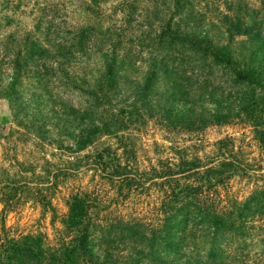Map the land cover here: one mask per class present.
Here are the masks:
<instances>
[{"label": "trees", "instance_id": "obj_1", "mask_svg": "<svg viewBox=\"0 0 264 264\" xmlns=\"http://www.w3.org/2000/svg\"><path fill=\"white\" fill-rule=\"evenodd\" d=\"M24 1L0 0V100L42 142L75 157L58 168L43 162L38 172L14 160L6 179L0 173L7 206L0 264H216L225 246L243 248L254 219H264V173L243 200L230 196L229 182L248 177L249 164L229 139L217 142L215 164L180 155L140 170L124 133L148 119L188 132L236 121L264 149V0L245 17L221 22L206 20L189 0H168L167 20L140 25L133 37L138 29L127 9L135 0L119 9L122 23L103 32L69 23L71 0L40 6L33 29L20 32L13 23ZM98 3H82V11L92 15ZM51 10L64 13L57 23L47 20ZM103 135L118 138L121 155L103 148L79 156ZM89 171L93 187L73 184L58 215L59 182ZM27 201L58 219L54 244L6 227V212ZM143 202L151 210L139 216Z\"/></svg>", "mask_w": 264, "mask_h": 264}, {"label": "rangeland", "instance_id": "obj_2", "mask_svg": "<svg viewBox=\"0 0 264 264\" xmlns=\"http://www.w3.org/2000/svg\"><path fill=\"white\" fill-rule=\"evenodd\" d=\"M65 1L68 0H26L16 12L13 25L17 26L20 32L33 29L35 18L40 15V6H44L45 3H51L54 6L58 2ZM71 1V4L66 5L67 15L65 18H69V23L95 24L96 29L98 31L101 29L103 32L109 26H118L122 23V17L126 11L120 12L119 9H127L124 2L128 0H99L95 7L96 11L92 15L82 11V3L86 5L90 3V0ZM189 3L192 4L194 10L204 12L206 20L210 22H221L225 18L228 21H236V16L245 17L250 12L249 10L261 7L260 0H189ZM128 9L127 13L130 11V16L127 19H130L129 24L135 29L145 23H164L168 18V0H135ZM62 12L58 13V17H53L55 11L51 10L47 15V20L57 23L60 20V14H64ZM139 33L140 29L136 32L133 31L132 37ZM217 33L215 32L216 38H218ZM241 39L243 40L242 37ZM147 41L146 39L145 42L147 43ZM146 57L147 55H144L143 58ZM90 58V62H92L95 56L92 54ZM157 89L162 90L160 83L157 84ZM70 98L73 104H77L78 98L75 96ZM26 122L27 119L22 114L15 116L10 104L0 100V173H2L3 179H6V171L10 170L14 160L22 164H31L38 172L43 162H49L58 168L68 166L67 162L73 161V157H75L73 154L60 153L54 148L55 146L42 142L37 138L35 132L26 129ZM14 130L17 133H14ZM252 130L249 125L234 121L229 125L208 126L201 131L188 132L158 123L154 119H148L138 131L128 129L124 136H129V146L135 152L137 167L140 170L150 165L158 166L160 162H176L180 155L186 158H197L201 165L215 164L216 158L221 153L217 142L229 139L231 141L230 149L233 153H237L244 163L249 164V172L248 177L233 178L228 184L227 193L243 200L257 186L261 185L258 175L264 173V149L255 140ZM118 144V138L103 135L79 156L92 155L103 148L116 150V153L121 155L122 149H117ZM73 184L90 190L94 184L92 173L90 171L86 174L80 173L77 178L69 176L59 182L57 189L60 192L53 200L58 215L66 211L63 195H66L67 189ZM138 206L140 204H136L135 209L141 212L139 216L146 215L151 210L146 202H143L139 208ZM6 207L0 197V214ZM121 208L124 207L121 206ZM122 210L132 211L131 208ZM51 219L50 213L42 214L39 206L27 201L25 204L15 207L14 210L6 212L5 225L10 230L16 229L30 234L41 233L49 244H54L59 222L58 219L51 222ZM254 220L251 236L245 239L244 247L236 249L235 245L225 246L216 264H264V219L255 218ZM117 250L121 251L122 248ZM205 264H211V261L206 260Z\"/></svg>", "mask_w": 264, "mask_h": 264}]
</instances>
